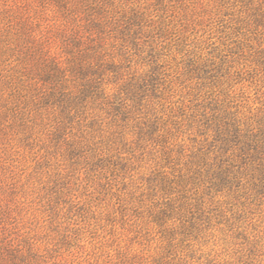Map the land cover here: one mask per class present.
I'll return each mask as SVG.
<instances>
[{
  "label": "rangeland",
  "instance_id": "1",
  "mask_svg": "<svg viewBox=\"0 0 264 264\" xmlns=\"http://www.w3.org/2000/svg\"><path fill=\"white\" fill-rule=\"evenodd\" d=\"M48 2L0 0V264H264L262 186L174 188L205 111L222 100L247 114L264 107V0H129L150 15L163 73L140 110L162 122L142 140L129 122L102 157L70 152L18 96L22 40L63 26ZM178 194L196 198L200 219L181 226L164 213Z\"/></svg>",
  "mask_w": 264,
  "mask_h": 264
},
{
  "label": "trees",
  "instance_id": "2",
  "mask_svg": "<svg viewBox=\"0 0 264 264\" xmlns=\"http://www.w3.org/2000/svg\"><path fill=\"white\" fill-rule=\"evenodd\" d=\"M108 1L48 2L63 17L62 28L23 45L25 37L19 58L27 85L18 96L48 120L49 134L62 139L70 152L98 157L109 151L103 145L121 141L129 122L136 140L152 135L162 122L155 113L140 110L151 107L163 74L148 44L153 37L147 28L150 15L129 0L122 5ZM68 16L71 22L65 20ZM52 42L58 52H50ZM198 121L203 139L182 148L184 171L174 188L185 194L194 185L205 195L241 184L264 188V107L247 114L222 100ZM195 199L178 194L168 200L164 213L189 225L202 215Z\"/></svg>",
  "mask_w": 264,
  "mask_h": 264
}]
</instances>
